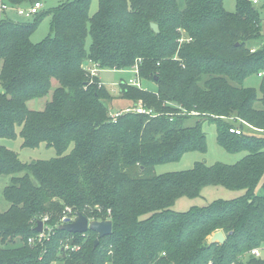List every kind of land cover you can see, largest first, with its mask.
Instances as JSON below:
<instances>
[{
    "label": "trees",
    "instance_id": "16d2710c",
    "mask_svg": "<svg viewBox=\"0 0 264 264\" xmlns=\"http://www.w3.org/2000/svg\"><path fill=\"white\" fill-rule=\"evenodd\" d=\"M37 1L4 3L14 9ZM92 1L64 0L33 21L0 20V139L21 137L25 148L45 145L57 153L26 164L0 145V177L10 178L3 190L10 206L0 211V264H264L251 254L264 248V34L257 0H236L235 12L225 10L224 0H97L90 15ZM45 16L50 34L34 44ZM89 63L119 72L138 65L155 89L125 81L116 95L128 107L142 102L151 116L113 119L116 95L91 78ZM254 76L259 90L245 85ZM54 80L44 110H30L27 103L47 97ZM204 122L215 125L218 145L241 159L156 174L158 165L207 152ZM209 187L244 193L174 210L179 199L200 198ZM67 209L112 221V235L95 246L93 231L61 230ZM39 222L42 242L35 241ZM217 231L224 244L209 243Z\"/></svg>",
    "mask_w": 264,
    "mask_h": 264
},
{
    "label": "rangeland",
    "instance_id": "374dc122",
    "mask_svg": "<svg viewBox=\"0 0 264 264\" xmlns=\"http://www.w3.org/2000/svg\"><path fill=\"white\" fill-rule=\"evenodd\" d=\"M43 4L42 11H49L55 7L61 5L64 0H39ZM256 7L260 12L262 18V27L264 26V0H260V3ZM224 8L228 12H235L236 11V0H224ZM98 10V1L93 0L91 3L90 8V15H93ZM5 13V12H4ZM4 13L1 11L0 5V20L6 18ZM8 16L7 18L14 20V21H26L25 18H20L16 14L13 13H6ZM27 21H33L32 19ZM50 22L51 18L49 16H45L39 23L35 30V32L31 36V41L34 44H37L43 40H45L50 34ZM90 44V39L88 40V45ZM100 80L106 85L108 90H115L116 92L113 93L114 95L120 92L119 85L122 82L128 81L130 78H134V74L132 72H119V71H112V70H101L99 73ZM115 83H118L115 84ZM115 84V86H113ZM57 81H53V88L50 94L42 99H35L28 102V108L30 110H43L47 102H49L52 98L53 91L57 87ZM143 85L148 87L149 90H154L155 86L153 83H149L143 81ZM245 85L247 87L256 88L259 90L261 85V79L254 76L249 78ZM115 100L110 104V109L112 111H121L122 109L128 107L129 105L124 102L120 96L116 95ZM197 122V119H192L189 122V125L194 126ZM203 131L207 137V152H190L185 154L181 160L173 163L161 164L154 168V172L156 174H165L170 172H177V171H184L191 169L195 163L201 162L205 163L208 166L214 165L216 163H223V164H234L239 159H241L242 154H232L225 151L221 148L217 143V132L216 127L213 124L205 123L203 124ZM248 130L247 132H249ZM261 134V133H260ZM263 134V133H262ZM23 140L21 137L16 139H0V145L5 146L7 149L15 152L18 154L20 160L23 163L31 164L35 161H43V160H50L57 156L56 150L52 147H46L45 145H41L39 148L36 149H29L22 146ZM10 178L9 177H0V211L5 212L9 208L8 202L3 197V190L4 188L9 185ZM244 192H233L228 191L221 187H209L205 189L202 193V197L197 199H188V198H181L176 202L174 206L175 211H188L190 208L194 206H204L213 200L216 199H233ZM261 258L264 260V248L261 249ZM55 264H62L61 262Z\"/></svg>",
    "mask_w": 264,
    "mask_h": 264
},
{
    "label": "built area",
    "instance_id": "2783aa9c",
    "mask_svg": "<svg viewBox=\"0 0 264 264\" xmlns=\"http://www.w3.org/2000/svg\"><path fill=\"white\" fill-rule=\"evenodd\" d=\"M254 3L256 4L257 1H254ZM0 5H1V11L2 12H5L7 10H10L11 8L4 3V0H0ZM43 8V4L41 3V1H37L35 2L32 6H29V7H21V8H16V13L17 15L20 17V18H25L27 20H34L35 17L40 13V11L42 10ZM180 43H183L184 42V39H180L179 40ZM86 69L88 70L91 78H99V73L101 72V69L98 65L96 64H92V63H89L87 64L86 66ZM127 72H132L134 74V78H130L128 81H126L125 83L130 86V87H134V88H138L140 90H143V91H149V88L148 87H145L143 85V80L141 79L140 77V74H139V67L138 65H136L135 67L131 68L129 71ZM100 79V78H99ZM118 85V83H115ZM115 84L113 86H115ZM100 86H106L101 80H100ZM119 89H120V85H119ZM113 93H115L116 91L115 90H111ZM124 113H135V114H142V115H150L152 114V111L150 109H147L143 104L142 102H139L136 106H130V107H127V108H124L122 109L121 111H111V117L113 119H116L118 118L121 114H124ZM246 126H248L250 129L252 130H256L255 128H253L252 126L248 125V124H245ZM232 133H236L238 135H241L243 134L242 130L241 129H238V128H232L230 130ZM77 216H71V211L69 209L66 210V212H64V217L62 219V224H64L66 222V220L70 219L71 221H74L75 218ZM48 219L46 218L44 220L47 221ZM89 221H92V220H89ZM43 222V224H44ZM49 234V233H48ZM47 235H45V225H44V231L43 233H39V237L35 240V241H39V242H42L43 239L46 237ZM33 239H30L29 240V243L30 244H33L35 242ZM251 254L255 257H260L261 253H260V250L259 249H254Z\"/></svg>",
    "mask_w": 264,
    "mask_h": 264
},
{
    "label": "water",
    "instance_id": "95a60500",
    "mask_svg": "<svg viewBox=\"0 0 264 264\" xmlns=\"http://www.w3.org/2000/svg\"><path fill=\"white\" fill-rule=\"evenodd\" d=\"M151 28L156 34L160 33V29L157 24L151 23ZM60 229L72 234H83L88 231H93L98 235V239L95 241V246H97L100 239L112 235L113 224L112 221H89V219L84 215L78 214L74 221H71L70 219L66 220V222L60 227ZM35 231L38 233H43V222L38 223ZM225 241L226 236L223 231L215 232L209 239L210 244H224Z\"/></svg>",
    "mask_w": 264,
    "mask_h": 264
},
{
    "label": "crops",
    "instance_id": "0c3cea01",
    "mask_svg": "<svg viewBox=\"0 0 264 264\" xmlns=\"http://www.w3.org/2000/svg\"><path fill=\"white\" fill-rule=\"evenodd\" d=\"M259 3H260V0H257V3H256V4L258 5ZM8 12L17 15V13H16V8H14V9L11 8L10 10L5 11V13L3 12V13H4V16H5L6 18H7V16H8L6 13H8ZM17 16H18V15H17ZM8 17H9V16H8ZM262 22H263V21H262ZM262 32H263V34H264V26L262 27ZM29 103H30V102H29ZM27 105H28V103H27ZM45 106H46V105H45ZM44 108H45V107H44ZM126 108H127V107H126ZM43 110H44V109H43ZM40 111H42V110H40Z\"/></svg>",
    "mask_w": 264,
    "mask_h": 264
}]
</instances>
